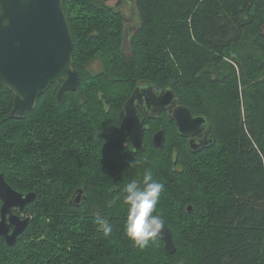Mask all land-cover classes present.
I'll use <instances>...</instances> for the list:
<instances>
[{
    "label": "trees",
    "instance_id": "1",
    "mask_svg": "<svg viewBox=\"0 0 264 264\" xmlns=\"http://www.w3.org/2000/svg\"><path fill=\"white\" fill-rule=\"evenodd\" d=\"M134 1L138 24L127 39L124 15L102 0H63L80 83L61 101L60 81L12 118L14 94L0 80V171L15 190L35 193L15 211L28 217L25 230L12 245L0 236V264H264V77L256 78L264 63L231 52L251 27L264 52V0ZM227 56L240 71L227 64L218 77L213 68ZM140 82L172 89L205 116L211 142L190 149L162 112L145 118L146 148L135 153L121 133L122 107ZM147 170L164 185L157 212L171 253L158 237L138 247L126 234L123 188ZM78 189L87 199L74 205ZM97 217L109 220L108 236Z\"/></svg>",
    "mask_w": 264,
    "mask_h": 264
},
{
    "label": "water",
    "instance_id": "2",
    "mask_svg": "<svg viewBox=\"0 0 264 264\" xmlns=\"http://www.w3.org/2000/svg\"><path fill=\"white\" fill-rule=\"evenodd\" d=\"M72 49L63 0H0V80L14 94L10 117H21L34 109L39 96L55 82L61 81L56 93L59 101L67 90H77L80 74L72 66ZM138 106L148 118L157 117L162 111L170 112L169 118L175 121L177 132L183 137L196 135L204 124L207 131L210 128L205 116L193 114L189 107L178 103L172 89L163 88L156 93L151 84L140 82L122 107L121 133L135 153L146 148L145 118ZM164 138L163 129L157 130L152 136L153 145L161 149ZM209 143L201 140L194 144L188 140L194 151ZM34 199L35 193L12 188L0 171V236L9 245L28 224V217L18 215L15 210L24 209ZM86 199L78 189L70 202L79 205ZM157 237L164 242L167 252L175 250L167 225Z\"/></svg>",
    "mask_w": 264,
    "mask_h": 264
},
{
    "label": "clouds",
    "instance_id": "3",
    "mask_svg": "<svg viewBox=\"0 0 264 264\" xmlns=\"http://www.w3.org/2000/svg\"><path fill=\"white\" fill-rule=\"evenodd\" d=\"M163 191L164 185L154 179L150 170L144 172L142 181L131 180L123 188L124 201L128 205L126 234L138 247L147 246L166 226L163 216L157 212ZM95 223L105 236L112 232L106 217H97Z\"/></svg>",
    "mask_w": 264,
    "mask_h": 264
},
{
    "label": "rangeland",
    "instance_id": "4",
    "mask_svg": "<svg viewBox=\"0 0 264 264\" xmlns=\"http://www.w3.org/2000/svg\"><path fill=\"white\" fill-rule=\"evenodd\" d=\"M107 5L113 7L115 10L120 11L125 18V28L127 29V39H129L128 35L131 34L132 31L135 30L137 24H138V14L135 7V1L134 0H102ZM258 21L264 20V9L261 13L258 14L257 17ZM261 31L264 30V22L262 24ZM253 27L249 28L246 31L245 38L237 45L235 46L231 52L235 54V57L240 60V62H245L247 58L253 57L255 59H259L264 63V52L257 48L253 42L256 39L257 34L252 32ZM128 42V40H127ZM123 49L125 51H128V44L123 46ZM227 64H234V60H232L230 57L227 56L225 58V64L218 65V68H213V71L216 76L220 77L223 76V74H226L229 70V67ZM235 65V64H234ZM236 70L240 71L239 64L235 65ZM88 68L92 72H98L101 70L102 65L99 59L90 62L88 64ZM212 69V68H211ZM264 77V69L259 74H257L256 78H263ZM250 84V83H249ZM240 89L242 86L240 85ZM240 102H243V99L240 100ZM1 205V201H0Z\"/></svg>",
    "mask_w": 264,
    "mask_h": 264
},
{
    "label": "flooded vegetation",
    "instance_id": "5",
    "mask_svg": "<svg viewBox=\"0 0 264 264\" xmlns=\"http://www.w3.org/2000/svg\"><path fill=\"white\" fill-rule=\"evenodd\" d=\"M125 45H127L128 44V42L127 41H125V43H124ZM143 85H145L144 83H143ZM160 91H158V92H156V93H159ZM138 109H139V112H140V114L144 117V118H146V116H145V114H144V112H143V108L141 107V106H138ZM162 112H166V114H167V116L169 117V114H170V112H168V111H162ZM161 112V113H162ZM160 113V114H161ZM170 119V118H169ZM174 121V120H173ZM175 122V121H174ZM176 126V125H175ZM162 127H160L159 129H161ZM145 129H148V126L146 125V120H144V132H145ZM158 129V130H159ZM209 131H210V128H209ZM209 131H207L206 130V125L204 124V127H203V129L200 131V132H198L196 135H194V136H191V137H185L186 138V140H187V143H188V140L190 139V140H192V143H198L199 141H201V140H205V143H209L210 142V140H212L211 139V134H210V132ZM156 132V131H155ZM154 132V133H155ZM16 210H18V209H16ZM15 210V211H16Z\"/></svg>",
    "mask_w": 264,
    "mask_h": 264
}]
</instances>
